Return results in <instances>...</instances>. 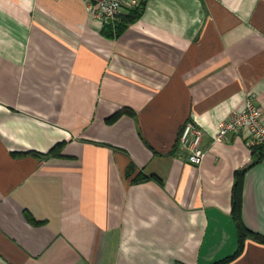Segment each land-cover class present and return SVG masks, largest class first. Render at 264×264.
<instances>
[{
	"label": "crops",
	"instance_id": "0c3cea01",
	"mask_svg": "<svg viewBox=\"0 0 264 264\" xmlns=\"http://www.w3.org/2000/svg\"><path fill=\"white\" fill-rule=\"evenodd\" d=\"M93 3L0 0V264L232 256V190L252 153L245 130L215 136L248 96L264 124V0H147L111 37ZM122 108L134 116L107 124ZM187 121L200 166L179 147ZM57 144L64 157L33 155ZM140 171L162 184L133 183ZM242 180L241 221L264 236V162ZM225 264H264V244Z\"/></svg>",
	"mask_w": 264,
	"mask_h": 264
},
{
	"label": "built area",
	"instance_id": "2783aa9c",
	"mask_svg": "<svg viewBox=\"0 0 264 264\" xmlns=\"http://www.w3.org/2000/svg\"><path fill=\"white\" fill-rule=\"evenodd\" d=\"M142 0H94L87 10L91 16L104 24H115L120 15L127 9L136 7ZM245 130L249 134V147L264 144V124L262 111L255 105L254 99L248 96L244 107L218 125L215 142L224 141L230 134ZM201 129L192 121H187L181 130L179 147L187 155V161L193 166H200L207 153L201 148Z\"/></svg>",
	"mask_w": 264,
	"mask_h": 264
},
{
	"label": "trees",
	"instance_id": "16d2710c",
	"mask_svg": "<svg viewBox=\"0 0 264 264\" xmlns=\"http://www.w3.org/2000/svg\"><path fill=\"white\" fill-rule=\"evenodd\" d=\"M147 0H142L136 7L127 9L125 12H123L120 17L117 19L115 24H108L105 26L106 29H108L109 33L107 34L108 37L111 36H118L120 33H122L128 26L132 25L135 23L137 20H139L144 12L145 6H146ZM123 115H129V116H134V113L132 110L129 108H122L109 118H107L106 123L107 124H113L115 123L120 117ZM252 157L251 161L249 164L244 167L241 170H238L236 172V177H235V183L233 185V190H232V215L236 221V226H237V250L236 252L224 259L221 260L215 264H225L232 259L236 258L239 256L245 245V241L247 239H252L257 243L264 244V236L257 234L255 232H252L246 226L243 224L241 221L240 217V201H241V188H242V177L244 176V173L252 166L264 162V144L258 145V146H253L250 148ZM62 145L57 144L54 146L47 154H33L36 157H39L41 159L44 158H61L64 157L62 154ZM133 167V166H132ZM135 168H131L129 172H127L126 177L130 178L131 176L134 175ZM149 180H154L160 184L162 182L155 176L152 175H145L140 171L138 174L135 175L134 178H132L133 183H138L142 181H149ZM27 220L31 222L32 224H39L42 222L36 221L31 215L26 213Z\"/></svg>",
	"mask_w": 264,
	"mask_h": 264
}]
</instances>
